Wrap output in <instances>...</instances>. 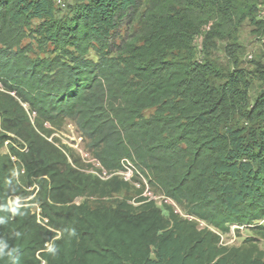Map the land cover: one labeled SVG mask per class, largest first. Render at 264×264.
I'll use <instances>...</instances> for the list:
<instances>
[{"label":"trees","instance_id":"obj_1","mask_svg":"<svg viewBox=\"0 0 264 264\" xmlns=\"http://www.w3.org/2000/svg\"><path fill=\"white\" fill-rule=\"evenodd\" d=\"M262 3L0 0V264H264V63L249 105V73L222 75L193 46L233 14L264 38ZM223 37L212 25L204 40ZM67 120L107 173L129 158L186 216L143 188L114 197L130 183L52 140ZM231 226L254 236L223 245Z\"/></svg>","mask_w":264,"mask_h":264},{"label":"rangeland","instance_id":"obj_2","mask_svg":"<svg viewBox=\"0 0 264 264\" xmlns=\"http://www.w3.org/2000/svg\"><path fill=\"white\" fill-rule=\"evenodd\" d=\"M75 1L76 0H54V3L59 13L65 14ZM258 9L260 11L259 18L264 19V3L258 5ZM238 17L239 16L236 14H233L227 19L215 21L217 25L215 22L206 24L202 27V33L194 38L193 46L196 59H208L212 61L222 75L231 72L234 68H241L249 73L248 103L251 105L262 87L261 83L254 75V70L257 68L258 64L264 63V38L258 35L248 19H244L243 22L239 23ZM36 23L37 21H34V24ZM212 25H215V28L224 37L214 38L212 43L208 44L204 40V35ZM133 28V25L124 22V24L120 26V34L124 36L128 35L132 32ZM24 42H27V40ZM228 49H233L231 57L228 54ZM221 80L222 78L212 79V82L213 84H217ZM150 112L151 110H148L145 114L147 115ZM232 124L238 126L249 125L246 120L238 116L233 119ZM51 138L58 145L62 146L65 151L71 152L74 155H79L76 151L77 148L86 150L83 138L79 135L73 123L68 120L59 128L53 129ZM2 152H6L5 147L2 148ZM84 164L86 163L84 162ZM148 186L149 191H151V196H146H148L149 199L154 200L158 206H161L163 202H167L173 206L176 212L186 216L175 203L164 198L158 190L152 188L149 184ZM137 189H139L138 186L130 183V188L127 191H122L114 197L129 198L130 201H133L138 196L136 192ZM82 200H84V198L80 197L76 199V202L79 203ZM90 201L92 202V199H90ZM32 210L35 211L36 206H32ZM199 226L203 227L205 224L199 222ZM217 232L220 235V243L226 246H239L246 238L254 236L250 228L244 226L230 227V230L226 233ZM255 240L258 247L264 251V239L256 238Z\"/></svg>","mask_w":264,"mask_h":264},{"label":"built area","instance_id":"obj_3","mask_svg":"<svg viewBox=\"0 0 264 264\" xmlns=\"http://www.w3.org/2000/svg\"><path fill=\"white\" fill-rule=\"evenodd\" d=\"M0 84V90H1ZM76 151L79 153L80 158L86 164L90 166L86 169L87 172H90L99 178L106 179L112 175H117L124 181L134 184L139 188H143V195L151 196V191H149L148 183L145 177L141 174V172L136 168L134 163L129 158H122L121 159V168L112 172L107 173L104 168L101 166L100 162L92 157L89 152L84 150L83 148H77ZM37 216V220L41 223V220L46 221L45 219L41 218L40 216V209L36 206V210L34 211ZM236 227V226H231ZM219 234V233H218ZM220 236V235H219Z\"/></svg>","mask_w":264,"mask_h":264}]
</instances>
